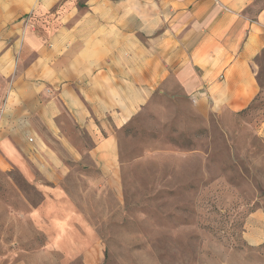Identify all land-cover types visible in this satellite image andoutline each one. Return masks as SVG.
Listing matches in <instances>:
<instances>
[{
  "label": "crops",
  "instance_id": "0c3cea01",
  "mask_svg": "<svg viewBox=\"0 0 264 264\" xmlns=\"http://www.w3.org/2000/svg\"><path fill=\"white\" fill-rule=\"evenodd\" d=\"M83 2L54 48L33 43L39 56L0 89V172L16 171L39 196L12 183L0 196V264H103L86 195L108 186L120 201L114 72L144 86L172 70L185 95L216 113L262 93L264 0Z\"/></svg>",
  "mask_w": 264,
  "mask_h": 264
},
{
  "label": "rangeland",
  "instance_id": "374dc122",
  "mask_svg": "<svg viewBox=\"0 0 264 264\" xmlns=\"http://www.w3.org/2000/svg\"><path fill=\"white\" fill-rule=\"evenodd\" d=\"M85 10L83 0H0L3 94L39 56L32 44L53 49L60 26ZM257 62L262 93L236 113L201 109L172 70L144 86L114 72L120 201L108 186L86 195L103 264H264V51ZM8 183L39 198L14 170L0 172V196Z\"/></svg>",
  "mask_w": 264,
  "mask_h": 264
}]
</instances>
